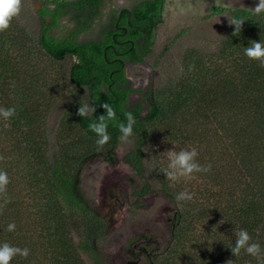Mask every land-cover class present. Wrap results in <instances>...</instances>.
<instances>
[{
    "label": "trees",
    "instance_id": "obj_1",
    "mask_svg": "<svg viewBox=\"0 0 264 264\" xmlns=\"http://www.w3.org/2000/svg\"><path fill=\"white\" fill-rule=\"evenodd\" d=\"M163 2L165 10L166 0H140L131 8L113 12L109 24L101 28L95 39L80 41L79 36L93 28L94 22L102 14L105 0H46L40 7L33 6L32 12L28 13L30 31L26 25H21L18 14L10 27L0 32V107L15 109L14 115L1 123L4 124L0 132V140L3 141L0 144V170L7 171L8 183L0 189V243L29 250L27 257L17 255L10 264H45L48 259H51L49 264H86L84 256H90L96 264H104L98 246L110 230L109 223L81 188V172L88 155L74 154V148H82L97 140L89 124L98 120L99 116L106 115L102 104L109 103L116 113L114 120L107 121L110 140L105 148L109 152V162H113L115 151L122 141L119 139L121 133L118 125L120 122L126 123V115L131 113L135 118V148L126 155L124 162L146 181L144 187L135 189L134 197L138 205H143L142 199L154 192L152 182L146 179L145 144L150 134L145 124L159 120L166 106L175 111L182 109L188 102L183 93L188 94L191 89L182 85L180 92L171 97L169 103H162L155 95L154 87H150L147 91L139 92L141 100L130 106V96L136 91L131 87L127 68L146 64V58L152 52L155 27L161 21V18H151V15L159 12ZM236 17L245 21L241 32L233 35V29L217 54L220 58L236 57L233 69L227 73L215 68L211 74L218 80L205 88L208 90L206 96L201 93L202 101L208 107L222 108L220 115L223 121L219 125L224 145L219 166L217 168L214 162L211 169L207 167L209 173L218 172L217 186H221V190L211 195L216 202L205 205L195 197L178 200L176 197L180 189H160V193L174 207L168 257H176L186 244L194 243L201 248L199 242L204 238L209 247L205 264H227L229 260L228 264H259L257 258L243 249L236 256L230 250L235 244L236 233L246 229L252 241L261 245V258L264 259V66L245 55V47L251 41L264 43V13L252 15L239 11ZM64 18L74 23V29L66 38L52 35V29L59 28ZM13 26L18 31V37H29L55 62L77 59L70 69L69 80L75 86L88 89L95 113L90 111L82 118L78 115L79 106L71 107V122L81 135L75 147L62 145L56 139L51 142L48 134H51V130L45 128L46 114L58 108L63 99L52 100L50 108L46 110L37 104L36 115L32 116L29 102L33 100V95L24 91L29 88L25 76L18 74L10 57L4 55L3 47L15 39L10 33ZM31 26L35 30L33 35ZM120 27L123 28L121 36H118ZM4 89L11 90V95L4 93ZM220 92L223 103L218 106L216 102ZM145 105L148 110L144 108ZM144 113L146 116L142 118ZM39 120L45 135L42 141L38 136L40 127L39 131L32 128ZM14 134L20 137L21 144L15 142V149H10L8 139ZM192 138L194 142L195 137ZM29 154L37 169L22 178H31L32 187L38 190L40 199H36V205L41 213L36 214L38 220L34 229L36 234L42 236L38 242L32 241L31 245L18 237L19 233H25V226L18 199L21 193L16 185L14 187L12 176L16 169L14 165L30 164V158L24 159ZM163 186H166L165 182ZM204 190L201 196H210V190ZM214 214H217L215 221L221 220L222 223L216 229L213 228L216 222L206 220ZM190 215L194 223L189 219ZM9 224H15L13 231H8ZM207 226L211 229L204 236ZM198 233L201 237H194ZM38 245L42 247V254H37ZM150 257L153 258L152 255Z\"/></svg>",
    "mask_w": 264,
    "mask_h": 264
},
{
    "label": "rangeland",
    "instance_id": "obj_2",
    "mask_svg": "<svg viewBox=\"0 0 264 264\" xmlns=\"http://www.w3.org/2000/svg\"><path fill=\"white\" fill-rule=\"evenodd\" d=\"M45 1L21 0L19 21L21 25H26L29 31L28 13L32 12L33 6L40 7ZM139 1L105 0L101 16L96 19L89 32L79 36V40L97 38L101 28L109 24L113 12L131 8ZM257 3L258 0H166L161 21L155 27L152 52L147 56L146 64L127 68L131 87L136 91L130 96V106L141 100L142 95L139 92L147 91L150 87H154V93L159 96L162 103H169L171 97L180 92L182 85L191 89L190 93H183L188 102L182 109L175 111L166 106L165 113L159 120L145 124V129L150 134L145 144L146 179L152 182L154 192L142 199L143 205H138L134 192L135 189L144 187L146 181L138 177L133 168L124 162L126 155L135 148L134 134L120 142L113 162L108 160L109 152L105 145L99 146L96 140L82 148H74L75 155H88L81 172V188L86 198L109 223L110 230L98 246L104 264L207 263L209 247L205 244L204 238L201 243L199 242L201 248L194 243L186 244L176 257H168L174 207L160 193V189L164 187L177 191L180 189L181 192L194 194L193 197L197 198L199 203L212 205L216 202L215 197H211L212 193L221 190V186H217L220 176L218 172L212 174L201 171L194 173L191 179L180 177L177 180H170L166 175L169 170L167 151L195 149L198 153L196 160L202 168L211 169L214 162L218 168L220 152L224 145L223 132L219 125V122L223 121L220 115L222 108L208 107L202 101L201 93L206 96L208 90L205 88L211 87L212 81L218 80L211 74L215 68L226 70L227 73L233 69L236 57L220 58L219 55L217 57L222 43L229 38L234 29L228 20L236 17L239 11L256 15L254 7ZM33 26L35 27V24ZM73 29L74 23L64 18L60 27L52 29L51 33L56 37L66 38ZM34 32L31 26V34ZM10 33L15 39L12 40L10 35V43L3 47L4 55L10 57L18 74L25 76L24 80L29 88L24 91L33 95V100L29 102L33 111L32 116L36 115L37 104L46 110L50 108L52 100L63 99L58 108L46 114L45 128L51 130V134L48 132L51 142L56 139L62 145L75 147L81 135L71 122V107L90 104L88 89L75 86L69 80L70 69L77 59L67 58L62 62H55L29 37H18V31L14 26ZM3 92L11 95L12 91L4 89ZM222 103L220 92L216 104L220 106ZM144 108L148 110L147 105ZM145 116L146 113L142 118ZM3 119L0 117V132L4 124L1 125ZM40 123L41 120L34 123L32 128L38 130L40 127L38 136L42 141L45 135L41 129L43 125L39 126ZM192 137H195L194 142ZM15 142L20 143V137L16 134L8 139L10 149H15ZM2 143L0 140V144ZM55 144L56 142L52 145ZM12 157L17 159L14 155ZM28 158L30 164L19 167L17 164L14 165L16 169L12 176L14 187L16 185L18 192L21 193L18 199L25 226V233H19L18 237L31 245L32 241L38 242L42 236L36 234L34 229V224L38 220L36 214L41 213L36 205V199H40L38 190L32 187L31 178L27 176L25 179L22 178L37 169L30 154L24 159ZM164 182L166 186H163ZM205 188L210 190V196L208 194L201 196ZM215 218L217 214L206 220L215 223ZM189 219L193 221L192 215ZM221 224L220 220L213 228H219ZM210 229L211 227L207 226L203 235L206 236ZM75 237L78 240V236ZM194 237L200 238L201 235L198 233ZM37 248L39 250L37 254H42L41 245ZM84 258L86 264H96L90 256ZM50 261L51 259L46 260L45 264H49Z\"/></svg>",
    "mask_w": 264,
    "mask_h": 264
},
{
    "label": "clouds",
    "instance_id": "obj_3",
    "mask_svg": "<svg viewBox=\"0 0 264 264\" xmlns=\"http://www.w3.org/2000/svg\"><path fill=\"white\" fill-rule=\"evenodd\" d=\"M20 11L21 0H0V32H3L10 27L11 21L20 13ZM254 11L256 14L264 12V0H258V3L254 7ZM244 22L243 19L237 17H233L231 21L228 20V23L234 26L233 35L238 31L241 32ZM245 55L251 60L258 61L261 66H264V43L260 40L251 41L249 46L245 47ZM102 107L104 108L106 115L99 116L98 120H93V122L89 124V129L95 133L97 137L96 142L99 146H104L109 142L110 136L107 131V121L116 118L115 110L109 103L102 104ZM89 111L95 113V108L92 104H80L78 115L83 118ZM14 112V108H0V117L7 120L14 115ZM126 121V123L120 122L118 125L119 132L121 133L119 139L122 141L127 140L133 134L135 118L131 113H127ZM167 154L169 170L166 175L170 180H177L180 177L191 179L193 178L194 173L207 171L206 168H202L197 162L196 157L198 153L195 149L180 150L179 152L169 150L167 151ZM7 183V173L0 170V189H3ZM193 195L194 194L188 192H180L176 198L178 200H191ZM7 227L8 231H13L15 229V224H9ZM242 249L245 253L257 258L259 264H264V259L261 258V245L252 241V238L246 229H241L236 233L235 244L230 248L234 256L238 255ZM17 255L27 257L29 255V250L27 248L21 249L9 245L6 242L0 243V264H10V261Z\"/></svg>",
    "mask_w": 264,
    "mask_h": 264
},
{
    "label": "water",
    "instance_id": "obj_4",
    "mask_svg": "<svg viewBox=\"0 0 264 264\" xmlns=\"http://www.w3.org/2000/svg\"><path fill=\"white\" fill-rule=\"evenodd\" d=\"M163 13H164V2L160 7L159 12L152 14L151 18H161L163 16Z\"/></svg>",
    "mask_w": 264,
    "mask_h": 264
},
{
    "label": "flooded vegetation",
    "instance_id": "obj_5",
    "mask_svg": "<svg viewBox=\"0 0 264 264\" xmlns=\"http://www.w3.org/2000/svg\"><path fill=\"white\" fill-rule=\"evenodd\" d=\"M123 27H120V29H119V32H118V36H121V29H122Z\"/></svg>",
    "mask_w": 264,
    "mask_h": 264
}]
</instances>
